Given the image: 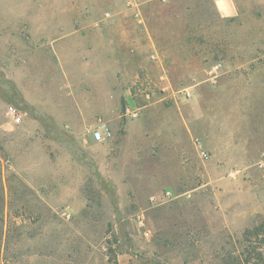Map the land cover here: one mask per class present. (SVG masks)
I'll use <instances>...</instances> for the list:
<instances>
[{"label": "rangeland", "instance_id": "374dc122", "mask_svg": "<svg viewBox=\"0 0 264 264\" xmlns=\"http://www.w3.org/2000/svg\"><path fill=\"white\" fill-rule=\"evenodd\" d=\"M45 1L0 0V135L50 113L0 139V264H264V0Z\"/></svg>", "mask_w": 264, "mask_h": 264}, {"label": "crops", "instance_id": "0c3cea01", "mask_svg": "<svg viewBox=\"0 0 264 264\" xmlns=\"http://www.w3.org/2000/svg\"><path fill=\"white\" fill-rule=\"evenodd\" d=\"M62 2H64L63 0H61ZM46 3H48L49 6L51 7H69L70 5H73V4H76V3H73V1H67L65 0L66 3H57L58 1H55V0H46L45 1ZM225 4L227 5V11L230 13H232V8L233 6L231 5L230 1L229 0H225ZM116 64V63H115ZM82 68H84V71L85 69H89V68H92L93 71L97 70L98 72L101 71V64L100 63H97L95 66L93 65L92 67H88V64L87 63H82ZM29 78V77H28ZM17 82V81H16ZM29 82V80H28ZM69 84H71L70 80H69ZM68 84V85H69ZM28 84H26V82L24 81V79L22 78L21 81H20V85H17V87H19V91L22 95V98L24 100V102H26L28 104V106L31 104V105H34V101L32 100L31 98V93H30V90H29V87L27 86ZM69 90H66V93L68 94ZM66 101L64 100L63 102L68 104V110L70 108V105H73L75 102H76V99L74 97H71L70 95H67L66 97ZM96 105H97V108L96 107H92V110H96V112L100 109L99 105L101 104V99H100V96L98 98H96ZM42 105L40 103H37L35 104V106L38 108L40 107L41 110H39L40 112H37L35 114H33L32 112L29 113L28 112V117H24L23 118V121H24V127L21 126V128L17 131H14L12 133H1L2 135H0V139L2 138L3 141L4 139L7 137V143L5 146V148H7V150L9 151V153H12L9 154L10 156H12V158L10 157V159H17V154H16V149L20 147V149H26V151H33V149H31L29 146V142H30V139H31V135L30 133L28 132L29 129H28V126L31 124L33 125V121L34 120H40L42 117L46 118L50 113L47 112V109L49 108V100H43L41 101ZM43 108H42V107ZM87 109L85 108L84 109V113H87ZM65 115V114H64ZM65 117V116H64ZM70 116H68V119H69ZM26 130V131H25ZM10 136V137H9ZM18 136H20V140H17L18 139ZM33 144H36L35 142H32ZM44 152H46V148H44L43 150ZM28 159V157H27ZM42 161H44V164L42 165L41 163L40 164H35V161L32 163L30 161H27L26 163V167H29L31 169H35V168H44L45 169V175L44 177L47 178L46 179V182L48 183H51L52 182V166L50 163H48V157L47 155L45 154L44 155V159H42ZM47 168H48V171H47ZM3 172L5 174V170H4V166H3Z\"/></svg>", "mask_w": 264, "mask_h": 264}, {"label": "built area", "instance_id": "2783aa9c", "mask_svg": "<svg viewBox=\"0 0 264 264\" xmlns=\"http://www.w3.org/2000/svg\"><path fill=\"white\" fill-rule=\"evenodd\" d=\"M5 117L7 119V124L10 127L20 125L23 121V114L14 105H11L8 107V109L5 112ZM92 136H93V139L95 141L101 142L105 139L112 138L113 137V131L109 127H107L106 125H103L101 128L94 130ZM203 154H206V153L203 152ZM138 223L141 227L145 226V223L142 219L139 220ZM149 233H150L149 230L146 231V234H149Z\"/></svg>", "mask_w": 264, "mask_h": 264}, {"label": "trees", "instance_id": "16d2710c", "mask_svg": "<svg viewBox=\"0 0 264 264\" xmlns=\"http://www.w3.org/2000/svg\"><path fill=\"white\" fill-rule=\"evenodd\" d=\"M262 228H263V224H260V225L255 226L254 230L258 231V230H260ZM262 240L264 242V238Z\"/></svg>", "mask_w": 264, "mask_h": 264}]
</instances>
